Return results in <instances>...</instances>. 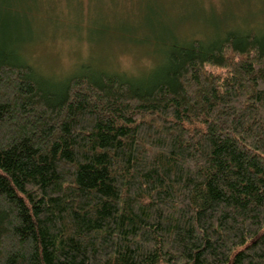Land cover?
I'll return each instance as SVG.
<instances>
[{
    "label": "trees",
    "instance_id": "16d2710c",
    "mask_svg": "<svg viewBox=\"0 0 264 264\" xmlns=\"http://www.w3.org/2000/svg\"><path fill=\"white\" fill-rule=\"evenodd\" d=\"M36 1L0 0V264H264V22L54 81Z\"/></svg>",
    "mask_w": 264,
    "mask_h": 264
},
{
    "label": "rangeland",
    "instance_id": "374dc122",
    "mask_svg": "<svg viewBox=\"0 0 264 264\" xmlns=\"http://www.w3.org/2000/svg\"><path fill=\"white\" fill-rule=\"evenodd\" d=\"M26 6L34 18L18 26L30 37L22 51L54 81L83 64L141 77L162 62L173 36L212 35L225 20L264 22V0H39Z\"/></svg>",
    "mask_w": 264,
    "mask_h": 264
}]
</instances>
